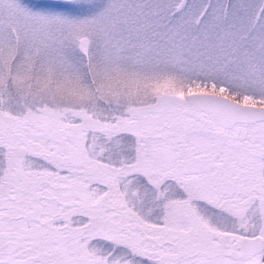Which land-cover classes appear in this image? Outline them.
I'll use <instances>...</instances> for the list:
<instances>
[{
    "label": "snow or ice",
    "instance_id": "1",
    "mask_svg": "<svg viewBox=\"0 0 264 264\" xmlns=\"http://www.w3.org/2000/svg\"><path fill=\"white\" fill-rule=\"evenodd\" d=\"M0 264H264V0H0Z\"/></svg>",
    "mask_w": 264,
    "mask_h": 264
}]
</instances>
